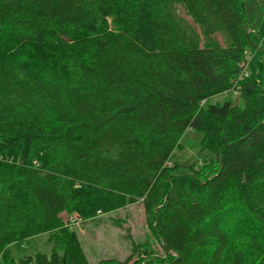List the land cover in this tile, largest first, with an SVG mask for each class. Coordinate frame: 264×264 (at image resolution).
Here are the masks:
<instances>
[{"label": "trees", "instance_id": "trees-1", "mask_svg": "<svg viewBox=\"0 0 264 264\" xmlns=\"http://www.w3.org/2000/svg\"><path fill=\"white\" fill-rule=\"evenodd\" d=\"M246 1L0 0V264H130L92 262L63 213L138 199L161 264H264V0L256 31ZM231 90L243 105L210 102ZM189 129L213 170L172 160ZM45 233L51 254L13 257Z\"/></svg>", "mask_w": 264, "mask_h": 264}, {"label": "rangeland", "instance_id": "rangeland-1", "mask_svg": "<svg viewBox=\"0 0 264 264\" xmlns=\"http://www.w3.org/2000/svg\"><path fill=\"white\" fill-rule=\"evenodd\" d=\"M245 12L249 29L256 31L263 19V12L258 0H247ZM216 38L221 44L228 43L225 33L219 32ZM1 43V41H0ZM231 98L234 103L243 105V100L238 90H231L210 98V102H223ZM204 133L189 129L182 138V145L178 147L172 157L176 163L190 164L205 162L210 166V171L216 165L215 154L204 143ZM172 162L169 161L168 164ZM213 166V168H212ZM63 217L76 230L83 247L92 262L101 258L115 257L125 260L131 257L130 264H161L164 254L158 240L148 225L146 214L141 199L128 202L124 207L109 211H95L90 216H82L78 212ZM72 219H75L73 222ZM226 228L230 231L235 243L242 240L254 230L253 223L248 217L240 215L228 221ZM23 243L11 245L12 255L20 258L24 255H33L36 252L51 254L53 240L51 233L41 234L29 238ZM23 244V245H22ZM0 256V260H1Z\"/></svg>", "mask_w": 264, "mask_h": 264}, {"label": "built area", "instance_id": "built-area-1", "mask_svg": "<svg viewBox=\"0 0 264 264\" xmlns=\"http://www.w3.org/2000/svg\"><path fill=\"white\" fill-rule=\"evenodd\" d=\"M248 74V71L247 70H245L244 72H243V74H242V76H246ZM72 221L74 222L75 221V219H72Z\"/></svg>", "mask_w": 264, "mask_h": 264}]
</instances>
